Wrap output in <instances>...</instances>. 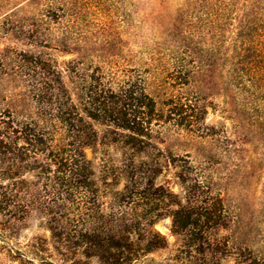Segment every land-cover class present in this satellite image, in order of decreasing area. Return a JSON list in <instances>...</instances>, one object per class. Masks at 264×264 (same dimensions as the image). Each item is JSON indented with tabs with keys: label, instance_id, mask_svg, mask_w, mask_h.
Here are the masks:
<instances>
[{
	"label": "trees",
	"instance_id": "trees-1",
	"mask_svg": "<svg viewBox=\"0 0 264 264\" xmlns=\"http://www.w3.org/2000/svg\"><path fill=\"white\" fill-rule=\"evenodd\" d=\"M236 2L200 0L198 20L211 39L232 28L228 82L264 98V0L242 8ZM104 3L0 0V34L14 33L44 49L13 47L0 54V77L10 74L13 81L0 111V209L45 217L60 264H135L168 247L155 228L163 217L171 218L178 245L156 264H225L230 257L234 264H264L263 246L243 241L240 210L210 165L172 159L154 143L166 124L201 137L213 134L205 123L208 106L194 85L215 67L218 52L213 46L170 49L137 73L108 50L90 67L87 53L77 48L83 43L78 33L82 24H97L93 12H103ZM75 50L79 56L70 60L55 54ZM99 145L116 147L121 157L104 151L97 169L86 149ZM171 168L181 193L157 182ZM32 246L34 259L57 264L53 252Z\"/></svg>",
	"mask_w": 264,
	"mask_h": 264
},
{
	"label": "rangeland",
	"instance_id": "rangeland-1",
	"mask_svg": "<svg viewBox=\"0 0 264 264\" xmlns=\"http://www.w3.org/2000/svg\"><path fill=\"white\" fill-rule=\"evenodd\" d=\"M236 1L242 8L250 0ZM199 3L200 0H105L103 12L94 9L92 16L97 24L85 23L80 27L78 36L83 43L77 48L87 53L85 62L90 67L100 63L96 54L109 50L141 73L150 66V57L170 49L180 53L185 47L205 50L213 46L218 52L217 63L199 74L194 85L195 92L204 97L208 106L205 123L213 134L201 137L166 124L155 134L154 143L172 159L187 158L194 166L209 164L214 178L225 187L229 202L240 210L243 241L253 248H264V98L250 95V91L228 82L225 54L233 36L232 28L222 35L216 33L211 39L208 27L198 20ZM13 47L34 52L44 50L16 39L14 33L0 34V54ZM55 54L62 61L79 56L78 50ZM12 85V75L0 77V111L6 106ZM149 90L154 93L152 85ZM104 151L115 158L121 157L120 150L114 146L87 148V156L97 169ZM174 171L169 169L157 182L169 183L174 191L181 193ZM26 178L33 177L27 174ZM109 200L110 196L103 197L106 205ZM19 215L13 210L0 209V264H42L41 259L33 258V244L55 252L46 218L35 211L24 217ZM155 228L167 237L168 247L149 253L135 264H156L175 254L178 241L171 231V218L158 220ZM53 261L61 263L55 253ZM225 264H234L233 257Z\"/></svg>",
	"mask_w": 264,
	"mask_h": 264
}]
</instances>
